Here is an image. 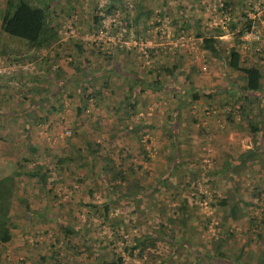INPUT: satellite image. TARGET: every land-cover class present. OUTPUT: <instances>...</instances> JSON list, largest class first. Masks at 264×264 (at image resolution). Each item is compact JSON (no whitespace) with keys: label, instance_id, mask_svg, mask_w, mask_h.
I'll use <instances>...</instances> for the list:
<instances>
[{"label":"rangeland","instance_id":"rangeland-1","mask_svg":"<svg viewBox=\"0 0 264 264\" xmlns=\"http://www.w3.org/2000/svg\"><path fill=\"white\" fill-rule=\"evenodd\" d=\"M223 1L227 0H69V5L63 1L52 6L54 11L62 10L53 22L67 39L63 46L48 51L57 54L51 58L54 64L63 62L68 68L56 73L50 67V77L39 76L40 86L44 84L53 93L47 103L32 106L37 107L31 112L35 119L29 113L20 115L18 110L27 96L20 100L19 89L17 101L12 99L16 114L6 116L0 111L4 123L0 137L5 134L6 141L13 143L0 145V173L42 165L52 170L53 177L40 184L21 172L15 177L16 195L25 201L12 204L11 212L21 216L14 221L11 237L21 248L5 247L3 264H99L101 259L115 257L121 258V264H260L264 256V151L255 147L258 135L249 130L248 119L251 117L249 124L253 125L258 117L264 131V96H257L259 109L255 104L245 105L243 99L234 102V89H224L230 81L240 85L239 74L202 50L199 34L220 26L224 30L219 37L222 49L235 45L242 65H258L264 72V0H231L227 12L218 10ZM3 2L0 0V16ZM28 2L38 5L40 0ZM107 2L109 12L104 8ZM138 6L150 14L146 28L140 26L145 18L135 19ZM240 11L245 15L237 19ZM94 15L100 23L91 21ZM248 20L257 35L255 41H243L246 32L235 36ZM231 21L235 27L230 32ZM69 24L71 37L63 35ZM75 40L83 42L84 64L72 45ZM12 44L20 47L18 42ZM45 52L40 53L43 59ZM38 53L29 56H35L32 65ZM46 65L39 61L37 66L48 74ZM164 68H171L172 74H166ZM15 77L4 80L8 85L21 82L20 90L27 95L42 94L34 85L28 87L24 76ZM57 81L61 84L56 90ZM262 85L264 88V78ZM192 88L198 94L195 101L190 99ZM87 94L94 96L89 99ZM131 100H135L133 107ZM240 106H246V117L239 115ZM124 125L143 128L135 138L124 131ZM69 142L80 154L87 145L95 144L93 174L78 165L67 174L54 173L53 153L74 155ZM173 148L177 156L189 155L194 164L170 168L166 175V156ZM250 149L259 150L260 158L254 154L241 158ZM104 156L110 158L112 172L122 168L125 173V180L113 178L121 191L134 178L145 190L150 184L149 191L132 203L114 197L109 179L98 178ZM220 167L225 169L213 173ZM183 168L192 169L188 178L181 177ZM79 177L81 182L76 181ZM187 182L191 185L186 186ZM169 191L178 196L170 197ZM181 197L183 214L175 209ZM220 198L225 206L215 205ZM233 202L240 212L236 219L229 218L226 211ZM22 207H42L48 216L28 210L21 213ZM168 218L173 219L172 225ZM181 218L187 222L185 227ZM112 220L120 221L114 229ZM248 220H253L250 226ZM64 223L72 227L70 232L59 227ZM170 225L174 233L168 241L164 234L169 233ZM144 235L154 246L140 257L136 249H124L133 244L134 237ZM182 238L190 240L189 249L180 243ZM241 248L243 254L236 260Z\"/></svg>","mask_w":264,"mask_h":264},{"label":"trees","instance_id":"trees-1","mask_svg":"<svg viewBox=\"0 0 264 264\" xmlns=\"http://www.w3.org/2000/svg\"><path fill=\"white\" fill-rule=\"evenodd\" d=\"M45 0H40V3L38 5H31L28 0H4L3 2V9H2V14L0 16V57L4 58L5 60H7V62L9 64L11 63H16V64H21V65H26V69H14L13 71H10L9 74L4 75L3 79H1L0 81V89H1V96H3V100H1V105L0 108L1 109V113L3 112V110L5 108H10L12 106H14V102H12V99L17 101V96L15 95L18 92L19 89V93L18 96L20 95V100L21 97L22 99H24L25 96H27V100L33 96H38L36 98H32L30 100V103L28 104L27 102H22L21 107L23 108L21 110H18L19 113H23L25 112L26 109L29 110V115L32 117V119H35L32 116V111L33 109L37 108L39 105H42L47 103L49 96L53 93H50L47 91V86H44V84L38 83L37 80L39 79V76L41 75L40 78H43V76H47L50 77L51 72L53 71V69L55 70L56 73L61 72L63 69H67L68 67L63 63V62H59L58 65L54 66V61L53 59H51L53 56L56 55H52L51 52L49 53L48 50H50L52 48V45L54 43H56L58 40H63L62 42L65 41V39H67L66 37H62V33L59 32L57 26L54 22H53V18L59 14L62 13L61 8L58 9L57 11H54L52 8L53 5H55L56 3H62L67 2L69 5V0H47L48 2H44ZM229 1V2H228ZM233 1V0H232ZM51 2V3H50ZM230 2L231 0H227V1H223L220 5V7L218 8V10L220 11H224L227 12L230 6ZM109 2L106 3V5L104 6L105 11L109 12L111 11L109 8L111 7V5L108 4ZM66 12V11H64ZM244 13L242 11L239 12V17H237V19H240V17H244ZM139 16L145 18L143 24H140V26H142L143 28H146V26H148V24H146V20L150 17V14L147 10H143L142 6H138V11L135 14V19H137ZM99 17L97 16H91V21H93L94 23L98 24L99 22ZM185 21V20H184ZM235 27L234 22H229L227 30L228 31H233ZM251 27V21L248 20L246 21L245 27L240 28L236 33L235 36H237L238 38L243 35L244 32H249V33H253L254 31L250 30ZM126 30H122V32L125 33ZM224 30H221L220 26H215L212 27V29L209 31L208 34L204 35V34H199L201 37L200 38V48L202 50H205L207 52L210 53V55L220 59L222 61V63L224 64V66L226 67L227 70L229 71H233L236 72L237 74H239V79L241 80V84L238 85L236 81H233L227 84V86L225 87L224 91L233 88L234 89V93L233 94H237L236 98L234 99V102L237 101L238 99H243L245 100V105L247 104H255V106L258 108V102H259V98H257V96H264V88L262 85V79L264 78V72L261 70V67L258 65H242V63L240 62V55L236 50V46L235 45H230L227 48H223L222 49V42L219 39V37L223 34ZM198 36V34H196ZM62 37V38H61ZM71 37V36H68ZM18 39V40H16ZM14 42H18L20 47H15L12 43ZM66 43V42H65ZM74 44L73 47L77 48L78 50V55L83 57V42L79 41V40H75L73 42ZM45 52L44 55L45 58L43 59L40 53L41 52ZM39 52L36 55H39L35 58L34 64L35 62L41 61L42 63L46 62V69L49 67L48 70V74L42 70L40 71V68L37 66V64H33L32 65V61L34 59L35 56H31L32 53L34 52ZM90 53H94L93 50L90 51ZM55 59V58H54ZM86 58H82V64H84V62ZM30 60V61H29ZM47 60V61H46ZM52 60V61H51ZM49 63V64H48ZM50 67H52L53 69H51ZM84 67V66H83ZM174 68V66L172 67V69ZM171 68H164L163 71L166 74H172ZM16 75L19 76H24V83H25V78H26V85H34V90H37L38 92L42 93L40 95H27L26 93H23V91L20 90L21 88V82L15 83V84H10L8 85L6 80H4L5 78H8V80H13ZM31 76H33V79L31 78ZM136 78V75H134ZM56 83V90L59 88V84H61L60 81L54 82ZM25 85V84H24ZM28 86V87H30ZM37 86H40L42 88H40L39 90L36 88ZM105 86V85H103ZM156 87L155 89H158V86H154ZM79 88H80V83H79ZM78 88V89H79ZM26 90V89H25ZM33 90V89H32ZM81 90L79 89V92ZM95 94V92H94ZM94 94H87L86 97H89V99L91 97L94 96ZM250 94H252L253 96H250ZM90 95V96H88ZM15 98V99H14ZM130 98V97H128ZM198 98V94H197V90H195L194 88L191 89L190 92V99L195 101ZM19 100V99H18ZM59 100V99H58ZM134 101L135 100H131L130 102V106L133 107L134 106ZM8 102V103H7ZM33 102V103H32ZM7 103V104H6ZM11 105V107H9ZM33 105H37V107L33 108ZM59 106H61V104L59 103ZM246 106H240L238 108V113L241 117H246L247 116V112L245 111ZM259 109V108H258ZM76 110L78 112L81 111V108H76ZM9 111V110H7ZM17 111V110H16ZM230 111V110H229ZM258 113V110H256ZM23 115V114H20ZM126 115H128L126 113ZM256 115V114H255ZM7 116V114H6ZM227 118L229 119V121H232L230 119L229 113H227ZM45 117L48 118V116L45 115ZM250 119L251 117H249L248 119V127L249 130L252 133H257L258 135V139L257 141H254V145L255 147H259V150H263L264 151V131H263V122H261L259 120V118L257 117L256 119V123L253 125H250ZM37 120H41L40 118H37ZM1 123V122H0ZM1 126V124H0ZM142 125H137V126H130V125H124V131L126 133H128L129 135H135V138H138L137 136V132ZM28 129H29V123L26 124L25 127V132L28 133ZM1 132H3L2 129H0ZM71 135V134H70ZM68 137V136H67ZM4 145H12L13 143L7 142L6 138H5V134H3V136L0 137V145L3 146ZM69 144H71L72 149H73V153L72 154H67V155H63V154H58V155H53L55 153L52 154V158H53V165H54V173L59 176L62 174H67L68 172H70L75 166H79L82 169H85L86 171L91 170V173H94V169L97 165V163L93 162L91 159V154L93 152V146L94 145H87V150H85V152L81 153L79 152V150L77 148H74V143L73 142H69ZM32 150L34 151V147L32 148ZM258 151H254L252 149L247 150L246 152H244L243 154H241V158L242 156H244L245 154L248 155H256V157L260 158V152ZM78 156V157H76ZM245 157V156H244ZM189 155L182 157V156H177V150L175 148H173V150L170 152V154H168L166 156V160H167V167L168 169L165 171L166 175L168 174V170L170 168L172 169H178L179 165H189L190 167L193 166V162L192 159H189ZM241 158L238 160L241 162ZM109 162H111L110 158L104 156V158H102V164L99 165V170L101 175L98 176V178H100L101 180H107V178L109 179V182L107 181L110 190L114 197L118 198V197H124L125 200L131 199L129 202L132 203V201L135 200H139L141 196H143L144 194H146V191L148 192L150 189V184L148 185V189H144L140 184H138V182L136 181V179L134 178L130 183L125 185V189L124 191L120 190L119 184L115 182V180L113 178H119V180H125V173L123 171L122 168H118L117 170H115L114 172L111 171ZM237 162V161H236ZM16 163V161L14 162ZM71 163V164H70ZM242 163V162H241ZM251 163V162H250ZM235 163L232 164L231 169L233 168ZM264 166V165H263ZM88 167V168H87ZM195 167V165H194ZM194 167L192 169H194ZM183 174L181 175V177H183V179L188 178V174L190 172H192V169L190 170H186L185 168H183ZM225 168L224 167H220L219 170H215V172L213 173H219L221 171H223ZM21 170L17 169V170H13L11 169V171L7 174H1L0 173V264H3L4 259L1 258L3 256H1V251L3 249H5V247L7 246V244L10 242L11 240V230L12 228H14V224H15V219L16 217H20L21 215H18L17 213H13L11 212L12 210V204L14 201L16 202H20L21 204H24L25 198H20L17 197L16 192H15V177L19 176ZM52 170H49L47 168H45V166L42 165H36L34 168H31L28 171H22L21 173L23 175H26L27 177L34 179V181L38 182L39 184L41 183V181H43L44 178L47 179H52ZM81 177H85L82 173H81ZM81 177L77 178L76 181L77 182H81L82 179ZM191 182V181H190ZM186 184V186L191 185V183ZM91 183V182H90ZM95 184V183H94ZM96 185V184H95ZM112 189V190H111ZM165 189V188H164ZM170 190H172L170 188ZM88 193H90V188H87ZM169 196L170 197H177L178 196V192L175 193V191H169ZM200 198H204L205 195L200 194L199 195ZM179 199V198H178ZM189 202H192V200H189ZM215 205L216 206H225V200L224 198H220V199H216L215 200ZM246 205H253L250 203H247ZM176 210L179 211L180 214H183L184 211V200L183 197H181L179 199V203L177 208H175ZM29 212H34L36 214H38L39 216H48L47 212H45V209H43V211H39L36 208L33 209H29L27 207H22L21 211L19 212H23L25 213L26 211ZM175 211V210H173ZM227 214L229 218L232 219H236L238 217H240V212L239 209L236 208V204L235 202H233L232 205H230L227 209ZM185 213V212H184ZM173 219L172 218H168V222L171 223V225L173 224ZM112 224L110 225L111 228L114 229V225L117 226L120 221L119 220H115V221H111ZM253 222V220H248L249 226L251 225V223ZM181 224L183 225V227L186 226L187 222L185 220H183L181 218ZM168 228L169 233L164 234V236L166 237V240H170V234H173V229L172 227ZM59 227L64 228V231H68L70 232L72 227L69 226V224H60ZM161 227H163L161 225ZM159 228V226H158ZM162 228H159L158 230L160 231ZM162 233V232H160ZM134 242L131 246H124V249L129 250V252H131V250L136 249V255L138 257H140L143 253L146 252V249L148 247H153L154 246V241L144 235L142 237H134ZM182 240V241H181ZM180 240V243L183 244L185 246L186 249L190 248V240H184L183 238ZM243 248L240 249V252L236 255V260L241 257V255L243 254L242 251ZM222 256V252H219V256ZM215 257L218 258L217 255H215ZM262 258L260 259V264H264V256H261ZM225 260V259H224ZM121 258L120 257H115V258H111L109 260L106 259H101L99 264H121Z\"/></svg>","mask_w":264,"mask_h":264},{"label":"built area","instance_id":"built-area-1","mask_svg":"<svg viewBox=\"0 0 264 264\" xmlns=\"http://www.w3.org/2000/svg\"><path fill=\"white\" fill-rule=\"evenodd\" d=\"M69 30H66L65 32H63V35H67V36H72L73 35V30H71V26L69 24L68 27ZM60 32V31H59ZM243 41H255L257 39V35H255L254 33H244V35L241 38ZM26 69V65H21V64H16V63H11L9 64L7 62V60H5L4 58L0 57V80L3 79L4 75L9 74L10 71H13L14 69ZM1 82V81H0ZM63 132V130H61ZM68 131H66L67 135ZM59 138L63 137V134L61 132H59L58 134Z\"/></svg>","mask_w":264,"mask_h":264},{"label":"crops","instance_id":"crops-1","mask_svg":"<svg viewBox=\"0 0 264 264\" xmlns=\"http://www.w3.org/2000/svg\"><path fill=\"white\" fill-rule=\"evenodd\" d=\"M81 38H82V37H81ZM61 41H62V40H58L56 43H54V44L52 45V48H53V49H57L58 45H60V44L63 46L64 44H63V42H61ZM65 44H67V43H65ZM53 52H54V51H53ZM54 53H55V52H54ZM55 55H57V54H55ZM48 64H49V63H48ZM55 65H57V64H54V66H55ZM117 65H118V67H120V66H119V65H120L119 63H117ZM109 67H110V66H107V68H109ZM68 71L70 72L69 69H68ZM107 71H109V70L107 69L106 72H107ZM113 71H117V69H113ZM123 71H124V70H120V71H118V72L121 73L122 76H126V75H125V72H123ZM100 73L105 74V70H101ZM107 75H108V74H107ZM133 76H134V74H132V77H133ZM36 97H38V96H33V97L29 98V99L27 100V103L29 104V103H30V100H31L32 98H36ZM0 98H1L0 101L3 100V96L0 95ZM15 107H16V105H14V106L11 107V108H13L14 110H13V109H10V108H8V109H4V110H3V113H4V114H8V115H14V114H16V113H15V112H16ZM1 109H2V108H0V111H1ZM18 109H19V108H18ZM22 109H23V108L21 107V110H22ZM7 110H9V111H7ZM28 113H29V110L26 109L25 112L20 113V114H23V115L26 114L25 116H27ZM3 116H4V115H3ZM24 119H25V117H24ZM28 123H29V122H28ZM0 124H1V126H2V125L4 124L3 121H2ZM25 127H26V126H25ZM28 208H29V207H28ZM29 209H30V208H29ZM36 209H37V208H36ZM40 209H41V210H40ZM40 209H39V211H43L44 208L41 207ZM37 210H38V209H37ZM11 235H12V233H11ZM15 238H16V237H15ZM14 241H15V242H14ZM13 245H14L15 247H17L18 250L21 248V247H19V243L16 242V240H12V237H11V240H10V242L7 244L6 248L8 249L9 246H13ZM17 248H16V249H17ZM16 251H17V250H16ZM1 256H3V254H2Z\"/></svg>","mask_w":264,"mask_h":264}]
</instances>
